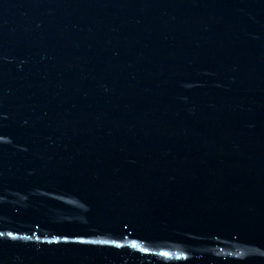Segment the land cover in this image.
Here are the masks:
<instances>
[{
  "label": "water",
  "instance_id": "obj_1",
  "mask_svg": "<svg viewBox=\"0 0 264 264\" xmlns=\"http://www.w3.org/2000/svg\"><path fill=\"white\" fill-rule=\"evenodd\" d=\"M0 264H264V0H0Z\"/></svg>",
  "mask_w": 264,
  "mask_h": 264
}]
</instances>
